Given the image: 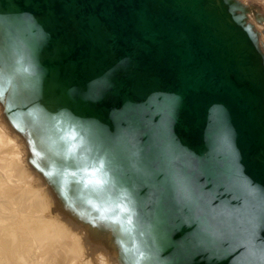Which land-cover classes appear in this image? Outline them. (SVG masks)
Masks as SVG:
<instances>
[{
    "label": "water",
    "instance_id": "water-1",
    "mask_svg": "<svg viewBox=\"0 0 264 264\" xmlns=\"http://www.w3.org/2000/svg\"><path fill=\"white\" fill-rule=\"evenodd\" d=\"M149 190L177 264H264L259 103L188 0H14ZM128 171V170H127Z\"/></svg>",
    "mask_w": 264,
    "mask_h": 264
},
{
    "label": "bare ground",
    "instance_id": "bare-ground-1",
    "mask_svg": "<svg viewBox=\"0 0 264 264\" xmlns=\"http://www.w3.org/2000/svg\"><path fill=\"white\" fill-rule=\"evenodd\" d=\"M10 1L14 2H6ZM188 1H196L199 5L201 0ZM9 5L5 12L0 10L4 15L0 14V17L13 23V28L2 27L5 30L0 32L6 33V36L12 33L14 42L12 45L8 41L12 45L10 47L7 42L1 41L4 36L0 35V59L11 54L13 59L21 57V60L14 65V70L11 68L7 72L6 63V70L3 69L8 74L7 82H10L7 85L8 91L11 86V92L18 94L16 99L12 98L14 105L9 104L8 117H2L4 109L0 102V264H92L93 256L99 264H120L123 257H119V252H122L120 248L127 242L129 245L132 243V230L135 228L137 231L138 220H141L143 214L139 208L140 204L145 203H142V195L148 189L137 179L129 154L124 153L125 147L107 134L101 121L94 115L89 101L81 94L77 96L79 102L75 100L70 78L65 77L55 65V52L46 51L44 38L33 34L32 25L27 28L28 33L19 27L20 22L13 14L17 8L14 3ZM219 7L202 8V11L208 28L221 42L222 56L234 60L239 77L248 80L253 86H259L262 67L246 59L255 56L253 46L234 29V24L238 23L234 21L237 19L232 21L228 16L225 17ZM4 58L0 61L7 59ZM8 59L10 64L11 59ZM28 63L34 64L37 72L39 69L41 72L37 76L27 74L25 68ZM45 72L49 76L45 77ZM2 80L0 97L5 89ZM236 82L238 84L240 81L236 79ZM241 88L253 98L248 90ZM17 107L25 113L16 110ZM258 127L264 136V130ZM100 148L104 155L91 166L90 157L96 155ZM105 157L112 160L110 166L103 164ZM57 165L75 169L71 171L72 176L76 170L85 172L90 169L82 178L79 174L71 177L67 172L71 169L65 170L69 179L74 180V183L70 181L72 184L69 182L71 193L68 195L76 196V200H69L66 197L68 195L63 194L69 193L61 188L65 182L61 183L62 191L58 189L62 180L60 177H64V180L68 178L62 170L60 172L66 179L63 174L56 175L57 170H50ZM156 214L158 218L155 217L150 226L151 232L155 233L152 236L154 241L152 246L149 243L151 251L144 254L145 258L147 255L150 257L164 253L167 247L169 251V246H173L159 209ZM80 236L86 239L87 253H92V260L88 258L90 255H86V248L83 245L84 249L81 247L80 241L84 238ZM79 237L82 238L80 241ZM142 241L145 243L146 239ZM132 245L129 247L132 248ZM129 250L132 253V249ZM127 253L130 257V253ZM43 255L48 256V259H43ZM41 259L44 262L41 263ZM147 259L143 263L146 264ZM131 261L133 263V258Z\"/></svg>",
    "mask_w": 264,
    "mask_h": 264
},
{
    "label": "rangeland",
    "instance_id": "rangeland-1",
    "mask_svg": "<svg viewBox=\"0 0 264 264\" xmlns=\"http://www.w3.org/2000/svg\"><path fill=\"white\" fill-rule=\"evenodd\" d=\"M7 1V0H6ZM6 1H4V0H2V1H0V10L2 11V12H5L6 11V9L8 8V6H10L9 4H11L12 5V3H14V2H9V3H7ZM6 5V6H5ZM5 6V7H4ZM213 7V6H215V7H219L220 8V10H222V12L225 14L224 16L225 17H227V18H231V20L233 21V20H235V19H237V20H235L234 22H238V23H235L234 24V29L235 30H238L240 33H241V36H243V38L246 40V41H248V43H250L252 46H253V48H254V52H255V56H248V57H246V59L247 60H249L250 61V63L251 62H253L254 64H256L257 66H261L262 67V72H263V75H262V78H261V80H260V85L259 86H253L248 80H246V79H242V77H239L238 75H237V77H235V79H237V80H239L240 82L238 83L239 84V86L240 87H243V88H245L246 90H248L252 95H253V98H254V100H256L257 101V103H259V107L258 108H260V119L258 120V124H259V126L260 127H262V129L264 130V0H201L200 2H199V7H201V8H207L208 9V7ZM5 9H4V8ZM13 8V7H12ZM0 11V12H1ZM2 12L0 13V14H2ZM16 13V14H15ZM13 14L15 15V17H16V19H17V21L18 22H20V24H19V27H21L22 28V30L25 32V33H28L29 32V24H26V23H24L22 20H21V17L19 16V14H18V11H17V9L16 10H13ZM3 15V14H2ZM1 15V16H2ZM4 16V15H3ZM225 17H224V19H225ZM3 18L4 17H0V26H1V32H4L3 31V29L4 28H6V29H11L12 30V28H13V23L12 24H10L6 19L5 20H3ZM223 18H222V20H224ZM5 21H6V23H5ZM4 23V24H3ZM12 26H10L9 24ZM10 26V27H8V25ZM236 24H238V25H236ZM27 25V26H26ZM2 27H4V28H2ZM28 28V29H27ZM28 31H27V30ZM5 30V29H4ZM0 32V35L1 36H4L3 37V40H2V37H1V41L4 43H8V41H10L11 42V44L13 45V42H14V37H13V34L12 33H9V34H7V36H6V33H3V34H5V35H3L2 33ZM243 33V34H242ZM12 34V35H11ZM33 34H35V32L33 33ZM36 35V34H35ZM6 36V37H5ZM9 36V38H7ZM11 36L13 37V38H11ZM5 38V39H4ZM13 39V41H11V40ZM5 40V41H4ZM1 42V43H2ZM10 42L8 43L9 45H10V47H12V45L10 44ZM1 43H0V45H1ZM9 47V48H10ZM8 54H9V52H8ZM9 61H10V59H11V63H13L12 65L13 66H10V64H8L9 62L7 61V59L6 58H4V56L2 57V58H4V59H6V60H2V61H0V64H2L3 65V63H4V65L2 66H0V76L1 77H3V76H5V77H3V78H0L1 80L2 79H4V80H2V81H4V83H5V89H4V91L1 93V97H0V102L2 103V106H3V112H2V117H4L5 115V117H8V110H9V108H10V105L11 106H13L14 105V102H13V99H16L17 98V94H18V92H11L12 91V89H11V86H9L10 88H9V91H8V86L7 85H10L9 83L10 82H7V77H8V74L6 73V71L4 72V70H6L7 69V72L8 71H10L11 70V68H16L15 66V64L19 61V60H21V57L20 58H17V59H13L14 57H12V55L11 54H9L8 56H5ZM1 58V59H2ZM0 59V60H1ZM13 60V61H12ZM5 63L7 64L6 65V67H5ZM42 63V62H41ZM15 65V66H14ZM42 65H44V63H42ZM1 68H2V70H1ZM6 68V69H5ZM10 68V69H9ZM14 68H13V70H14ZM4 69V70H3ZM25 72L27 73V74H29L30 76H37V73H39V72H41V70L39 69V72H37V70L34 68V64H32V63H28L27 64V67L25 68ZM6 73V74H5ZM7 75V76H6ZM45 77H47V76H49V74L48 73H44L43 74ZM44 76H42L43 78H44ZM42 85V84H41ZM7 89V90H6ZM9 92L10 94H8L7 92ZM12 93H14V94H12ZM17 93V94H16ZM6 96H5V95ZM12 97H11V96ZM3 96H5V97H3ZM7 97V98H6ZM13 97H15V98H13ZM5 98H6V100H5ZM13 98V99H12ZM1 99H2V101H1ZM7 99H9L8 101H12V102H8L7 101ZM10 99H12V100H10ZM75 100L76 101H78L79 102V100L80 99H78L77 97H75ZM15 101V100H14ZM4 102H6V104L4 103ZM17 101H15V103H16ZM10 104V105H9ZM7 105V106H6ZM4 106H6L5 108H4ZM17 109H19L20 110V108H16V110ZM18 110V111H19ZM22 113L24 112L25 113V111H22V110H20ZM102 148H100V150L96 153V155H94L95 156V158H94V156H92V157H90V160H91V166H94L95 164H96V162H98V159H99V157L103 154L104 155V151H103V149L101 150ZM124 153H126V154H128V152H126L125 150H124ZM91 158H93V159H91ZM93 160V161H92ZM106 161H108V162H106ZM92 162H93V164H92ZM112 162V160L110 159L109 160V158L107 157H105V159H104V162H103V164H106V166H110L111 164L110 163ZM59 165H57V167H58ZM57 167L55 166H53V167H51L50 168V170L52 171L53 169V171L55 172V170H57V172H55L56 173V175H59V174H63L62 172H60V170H62L63 172H64V174L67 176V180H64V177L63 178H61L60 177V184H59V186H57L58 187V189H60L61 190V188L63 189V190H65V191H67L68 190V192L69 193H63V192H65V191H63V192H61V193H63V194H65V195H68V194H70L71 193V191H69V190H71V185L70 184H72V183H74L73 181H72V179H69L70 177L69 176H71V177H73V176H77L78 174H79V176L82 178V177H84L86 174H88V171H90V169L88 168L87 170L88 171H85L84 172V170H79L78 172H77V170H76V173H74L73 174V176H72V174H71V171H75V169L74 170H72L70 167L68 168V167H64L63 165L61 166H59L58 167V169H57ZM61 167V168H60ZM63 168H64V170H63ZM65 168H67V169H65ZM71 169V170H70ZM110 169V168H109ZM67 170H70V171H67V172H69V176L66 174L67 172L66 171ZM82 171V172H81ZM66 172V173H65ZM84 172V173H83ZM58 173V174H57ZM63 174V175H64ZM64 175V176H65ZM66 176H65V179H66ZM79 179V181L80 182H82L81 180L82 179ZM64 180V181H63ZM72 183H71V182ZM65 182V185L64 184H62L63 186H61V183H64ZM69 182H70V184H69ZM66 184L68 185V187H66V188H64L65 186H66ZM60 186H61V188H60ZM68 188V189H67ZM62 191V190H61ZM118 191H120V190H118ZM120 193V192H119ZM121 193H122V190H121ZM64 195V196H65ZM73 195H68V196H66V197H68L67 199H69V200H74L75 198L74 197H76V196H73ZM120 196H121V194H120ZM71 199H70V198ZM76 200V199H75ZM143 201H145V203L144 204H140V207L139 208H141V211L143 212V214H146V213H148V211H147V206H148V203H149V190L147 191V192H145L144 193V195H142V203H143ZM108 209H106V211H107ZM155 210H157V211H155ZM155 210H154V212H153V217L150 219V220H147L146 222H142L141 220L139 221L138 220V227H136V228H138L137 229V231H135L136 229L134 228L133 230H132V235L130 236V241H132V243H134L133 245H132V243L129 245L128 243L129 242H127V244H128V247L129 246H131L132 245V248L131 247H127V244H125V245H123V246H121V250L120 251H122L121 253L119 252V257L121 258L122 256V258L120 259V258H118V260L120 259V264H129V262H130V264H141V263H143V262H145L146 260V258H149V259H147L148 261V263L149 264H162V263H164V262H172V264H177L176 262H174V261H172L171 260V249H172V247L171 246H169V251L167 250L168 249V247L166 248V250H164V253L162 252V253H160V254H158V255H150V257H148V255L146 256V258L144 257V254H146L147 252H149V251H151L150 249L151 248H148V247H151L152 246V242L154 241V238L152 237L153 235H155V233L153 234V232L154 231H152L151 232V230H150V226L152 225V223H153V221H154V219H155V217H156V219L158 218L156 215V213H158V209L157 208H155ZM109 211V210H108ZM150 232V234H149V232ZM152 233V234H151ZM168 233V232H167ZM141 234H143V235H141ZM134 235H136V236H134ZM169 235V239H170V241H171V244H173V240H172V238L170 237V234H168ZM80 237H82V238H84L83 236H80ZM80 237H79V241L82 239H80ZM133 237H134V240H133ZM142 237V238H141ZM132 238V239H131ZM144 239V242H145V239H146V242H148V243H143V240ZM82 240H84V241H82ZM81 241H80V245H81V247L83 248V246H84V248H86V246H87V243L85 242L86 241V239L84 238V239H82ZM148 240V241H147ZM142 243H141V242ZM84 244H86V245H84ZM149 243L151 244V246L149 245ZM144 244H147V246L146 245H144ZM83 245V246H82ZM139 245H142V246H139ZM125 247V248H124ZM83 248V249H84ZM87 248H88V246H87ZM84 249V251H86L85 253H87V250L88 249ZM126 248H128V250H125ZM148 250H147V249ZM129 249H132V253L130 252V250ZM126 251V252H125ZM123 252H124V254H123ZM127 252H129L130 253V257H129V254L127 253ZM88 253H89V251H88ZM86 254L87 256L88 255H90V257L88 256V258H90L91 260L94 258V260L96 259L93 255H92V253L90 254ZM128 255H127V254ZM122 254V255H121ZM133 254V256H131ZM143 254V255H142ZM151 254H153V253H151ZM91 256H93V258L91 257ZM128 256V258H126ZM143 258L144 257V259H142L141 257ZM137 257H138V259H137ZM139 257H140V259H139ZM45 258V260H47L48 259V256L46 257V256H44L43 255V259ZM47 258V259H46ZM133 258V263H132V261H131V259ZM135 258V259H134ZM151 258V259H150ZM130 259V260H129ZM94 260H92L91 261V263L92 264H99L100 262L99 261H97L98 259H96V263H95V261ZM127 260V261H126ZM144 260V261H143ZM42 261L44 262V260H42L41 259V263H42ZM93 261H94V263H93ZM126 261V262H125ZM90 262V261H89ZM98 262V263H97ZM146 262V264H148ZM162 262V263H161ZM143 264H145V263H143Z\"/></svg>",
    "mask_w": 264,
    "mask_h": 264
}]
</instances>
